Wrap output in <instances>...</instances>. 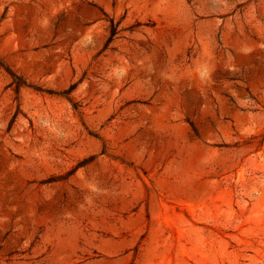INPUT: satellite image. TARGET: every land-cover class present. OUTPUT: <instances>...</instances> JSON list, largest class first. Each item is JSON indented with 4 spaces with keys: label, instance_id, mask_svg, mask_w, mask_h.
Here are the masks:
<instances>
[{
    "label": "rangeland",
    "instance_id": "1",
    "mask_svg": "<svg viewBox=\"0 0 264 264\" xmlns=\"http://www.w3.org/2000/svg\"><path fill=\"white\" fill-rule=\"evenodd\" d=\"M0 264H264V0H0Z\"/></svg>",
    "mask_w": 264,
    "mask_h": 264
}]
</instances>
